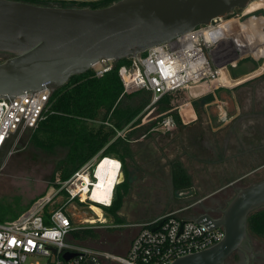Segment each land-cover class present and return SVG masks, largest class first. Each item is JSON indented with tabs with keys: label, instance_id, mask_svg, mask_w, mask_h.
I'll return each instance as SVG.
<instances>
[{
	"label": "built area",
	"instance_id": "2783aa9c",
	"mask_svg": "<svg viewBox=\"0 0 264 264\" xmlns=\"http://www.w3.org/2000/svg\"><path fill=\"white\" fill-rule=\"evenodd\" d=\"M237 10L229 16L215 18L209 24L197 25L168 42L151 46L131 58L129 63L119 65L117 73L123 85L119 100L138 91L148 92L150 100L124 128H115L109 120H94L115 129L111 142L123 139L133 143L156 132L175 131L180 124L172 110L162 113L154 122L148 118L166 94L178 90L191 92L193 88H199L201 94L206 95L243 81L227 85L222 80V69L227 67L230 70V67L236 66L242 53V48L236 45L233 37L234 30L237 34L238 29L224 28L227 23L240 21L245 13L250 12L248 8L239 9L240 12ZM115 65L112 59H101L90 70L95 77H103ZM50 97L45 89L25 92L12 99H0V154L7 146L17 143L21 132L39 127L47 113H51ZM138 119L140 122L133 125ZM110 157L119 161L118 171L122 172L121 159ZM99 161L96 155L70 178L64 181L57 179L59 186H56L53 195L41 198L17 218L0 220V264H88L89 261L94 264H170L181 256L215 244L225 236L223 227H216L211 221L196 222L183 215L185 208H180L137 223L139 230L124 253L80 242L73 236V231L90 228V224L97 222L93 221L96 216L83 211V208L92 204L108 207L112 203L97 202L89 192L87 199L82 200L79 196L81 190H74L79 184L81 188L84 184L91 187L82 176L87 174L94 181L95 166ZM59 193L66 196V202L57 208H50L54 196ZM75 199L84 205L80 209L85 215L82 224L89 225H77L68 214L66 205ZM65 253L74 255L67 259ZM38 257H43L44 261L40 262Z\"/></svg>",
	"mask_w": 264,
	"mask_h": 264
},
{
	"label": "water",
	"instance_id": "95a60500",
	"mask_svg": "<svg viewBox=\"0 0 264 264\" xmlns=\"http://www.w3.org/2000/svg\"><path fill=\"white\" fill-rule=\"evenodd\" d=\"M253 1L114 0L93 8L0 0V55L5 57L0 60V99L45 89L53 95L72 76L86 73L101 59L118 63L135 58L151 46L168 42L215 18L229 16L236 9H245ZM225 72L232 82H226ZM254 73L234 78L226 67L222 69V80L232 85ZM202 202L195 199L183 208ZM263 208L264 178L237 189L222 209L221 217L210 219L201 214L194 218L196 222L211 221L214 226L223 227L225 236L170 264H229L227 258L234 251L243 254L244 264H253L256 251L248 219ZM83 211L97 216L91 207L85 206ZM73 255L64 256L68 259Z\"/></svg>",
	"mask_w": 264,
	"mask_h": 264
},
{
	"label": "trees",
	"instance_id": "16d2710c",
	"mask_svg": "<svg viewBox=\"0 0 264 264\" xmlns=\"http://www.w3.org/2000/svg\"><path fill=\"white\" fill-rule=\"evenodd\" d=\"M32 3L49 4L42 0H25ZM114 0H99L92 3L59 0L63 6H91L93 8L103 7ZM258 4L251 3L247 8L252 10ZM129 58L116 63L112 70L105 73L103 77H95L89 70L84 74L74 75L61 88L50 97V111L38 128L33 130V140L45 148L55 146H67V155L58 162L53 180L64 181L70 178L86 162L97 155V159L105 156L117 155L126 165L125 157L130 155L131 149L128 142L123 139L110 141L115 133L112 126L105 123H95V119L109 120L115 128L121 129L131 123L139 115L150 100L148 92L138 91L126 95L119 100L123 90L122 81L117 73L120 64L129 63ZM176 91L164 95L157 103L159 112L172 110L175 119L182 124V119L176 104H180V98ZM142 96L138 105L127 104L121 106L125 98ZM189 100V99H188ZM187 101V100H186ZM140 122L136 120L133 125ZM58 177L56 178V174ZM173 184L176 190L188 189L192 186V178L185 170L181 162L172 164ZM56 186H59L56 183ZM129 187L128 177L116 184L113 192V200L108 208L109 215L117 224L124 223L125 217L119 211L122 207L124 196ZM82 204L81 202H79ZM25 209L14 214L10 218L4 215L6 210L0 209V220L17 218ZM248 229L250 233L264 235V208L255 211L249 216ZM73 236L80 242L86 243L87 238H100L101 233L93 228H81L73 231ZM107 249V248H101ZM112 250V249H108Z\"/></svg>",
	"mask_w": 264,
	"mask_h": 264
},
{
	"label": "rangeland",
	"instance_id": "374dc122",
	"mask_svg": "<svg viewBox=\"0 0 264 264\" xmlns=\"http://www.w3.org/2000/svg\"><path fill=\"white\" fill-rule=\"evenodd\" d=\"M55 1V0H50ZM58 1V0H57ZM73 1L75 3H80L83 0H68ZM89 2L98 1V0H87ZM257 4H261L262 1L255 0ZM252 2V3H253ZM52 4H54L52 2ZM243 12V10H241ZM258 15L263 16V11H259ZM255 17L258 16H251L244 20L241 24V29L244 31L245 39L250 43L252 40L260 42L261 44L258 45L255 49L254 53H249V57L246 55V59L241 61L238 67L230 68L231 74L233 76L241 75L242 73L248 72L253 69L254 66L257 64L264 62V31L256 26L257 33L254 34L252 27L249 26V20H253ZM260 18V17H259ZM263 23V20H261ZM254 22V21H253ZM238 31V30H237ZM253 32V33H252ZM260 39V40H259ZM243 50V49H242ZM254 54V55H252ZM256 57V58H255ZM5 57L0 55V60H3ZM260 59L258 62L257 60ZM257 62V64H256ZM246 83V82H245ZM244 83V84H245ZM254 84H248L249 88L244 92V95L241 97V101L243 102L242 105H239L241 109L240 114H237L235 118L242 117L241 120L238 121V128L239 125L252 126L253 123L258 122V119H253L249 114H253L255 112L260 111L259 107H264V75L255 80ZM242 84V85H244ZM247 85L245 87H248ZM227 88V87H226ZM220 92L226 91L225 89L219 88ZM218 89V90H219ZM236 89V88H234ZM216 90V92L218 91ZM190 91V90H189ZM188 90H181L178 92L177 96L180 98V102H185L186 100L192 97H200L199 101L195 100L194 106L196 108L199 105H202L204 102H210L212 98L213 92L203 95L199 88H193L191 92ZM251 92V98H248V92ZM243 92V91H241ZM141 95L133 98H125L121 102V106H125L127 104H131L132 106L138 105ZM192 102V103H193ZM199 102V103H198ZM202 103V104H201ZM217 104H211V106L216 107ZM209 106V105H208ZM263 110V109H261ZM255 111V112H254ZM261 112V111H260ZM163 112H159L157 109L150 113L148 117L150 122H154L159 115ZM235 113V112H234ZM231 112V115H236ZM225 112L221 111V116H223ZM203 117H199V122H202ZM233 118V119H235ZM213 123L215 125H220L224 123H231L233 124V120L231 118H217L216 116L213 118ZM259 123V122H258ZM243 130L247 131V134L250 132V127H244ZM209 135V134H207ZM226 135H228L226 133ZM151 134L148 136L150 137ZM257 136V135H256ZM147 137V138H148ZM18 140L15 145L7 146L2 153L0 154V209L6 210L5 217L10 218L14 214L20 212L21 210L25 209L24 211L32 208L36 202H38L41 198L53 195L56 191L57 187L55 182L58 180H53V176L55 175V171L60 159L64 158L68 153L67 146H55L54 148H45L40 146L37 142L33 140V130H26L21 132L18 135ZM146 138V139H147ZM233 139H229L227 142H222L219 140H215V147H214V155H212L209 151L208 154L204 153L201 155H192V158L201 159V160H214V165L217 167L216 162H223L226 161L227 164H222L224 166L229 165L233 158L229 156L221 155V151H231L237 150L236 147L233 146ZM206 145V144H205ZM200 149L204 147L202 144L199 145ZM204 152V151H203ZM200 153V152H199ZM143 159V158H142ZM142 159H138L139 162L134 161L132 162L131 159L127 162V167L123 165L122 167V174L120 175L121 182L125 180L127 174L131 171V166H134V171L143 172L147 171L146 162L144 163ZM219 162V166H221ZM150 165V164H149ZM251 166H255L254 164H246V168ZM242 167V166H241ZM243 168V167H242ZM241 168V169H242ZM150 168H148L149 170ZM244 169V168H243ZM236 173V172H235ZM131 175V173L129 174ZM128 175V176H129ZM127 176V177H128ZM58 177V173L56 174V178ZM264 178V169H261L256 174L247 176L243 182L238 183V187L250 185L252 182L258 181ZM60 181V180H59ZM129 181V177H128ZM145 184L147 186L150 185V180H145ZM146 191H149V187H145ZM167 190V189H166ZM191 194H195L192 190L184 194V196H190ZM234 192H232V195ZM231 195V196H232ZM66 196L64 194H57L53 198V202L50 204V208H57L63 205L66 202ZM79 200H73L72 202L66 205L67 212L70 216L73 217L74 222L77 225H89V224H82L83 219L85 218L84 213L80 211V209L84 206L79 203ZM101 209V213L107 219L105 221H97L94 224H90V228L95 229L97 232L101 233L102 236L100 238H87L84 240L87 244L98 247V248H107L112 249V251L117 253H124L128 249V246L137 232V228L131 224V221H137L138 219L148 218L154 215H158L161 213H156L155 211H149L145 213H135L129 210H126L127 205L124 203L123 210L120 211L126 221L121 224H117L113 221V218L108 213V208L99 204L97 205ZM23 211V212H24ZM106 212V213H105ZM22 213V212H21ZM97 214V213H96ZM98 215V214H97ZM104 222V223H103ZM132 225V226H131ZM253 237L256 239L258 236L256 234H252ZM264 239V236H262ZM37 260L40 262L44 261L43 257H38Z\"/></svg>",
	"mask_w": 264,
	"mask_h": 264
},
{
	"label": "crops",
	"instance_id": "0c3cea01",
	"mask_svg": "<svg viewBox=\"0 0 264 264\" xmlns=\"http://www.w3.org/2000/svg\"><path fill=\"white\" fill-rule=\"evenodd\" d=\"M251 21L252 20H249V22ZM236 67L238 66L236 65L234 68ZM258 70H256L255 73ZM251 75L253 74L247 75L245 78ZM242 84L243 83H240L230 88L225 87L223 89L226 91L223 92H220V89L217 92H213L211 101L204 102L203 104L201 103L202 105H199L198 108L194 106L193 101H199L200 97H192L186 102L176 104L175 107L179 106L178 111L182 119V124H180L175 131L171 133L156 132L151 134L147 139L128 143L131 153L125 157L126 165L129 159H131L132 162L134 159L136 162H139L138 159L143 158V162H146V165H148L147 167L150 169L148 170L147 168V171L137 172L134 171V166H131V171L129 172L131 175L127 174V176L129 175V187L124 196L120 211L123 210L124 203L127 205L126 210L135 213H145L149 211L164 213L178 210L196 199L197 190L201 188L200 181L203 179L210 180L217 177L216 174L219 176L227 175L230 178H236L242 175L250 176L264 169V136L261 132H257L256 137L253 135L255 133L249 132L242 138H239L236 136V132L239 133L243 130L240 127L238 128V125L233 126L231 123L215 125L213 123V118L215 116L217 118H223V116H221V111H229L230 114L231 112H235L234 114L236 115H233V118L238 116L237 114H240L241 109L239 105L243 107V102L240 99L249 88L248 84V87H245L246 83L244 85ZM247 92L248 98H246V100H249L251 98V92ZM211 104L217 105L214 107L211 106ZM199 117H203L202 122L198 121ZM230 120H232V118ZM226 133L228 135H226ZM229 139H233V146L237 148V150H233L232 153H230L231 151H225V149L221 151V155L233 158V160L228 163L229 165L224 166L222 164H227V162L219 161L221 166H219V162H216L218 165L215 167L213 159L206 161L199 158H192V155L208 154V151L212 155L215 154V140L227 142ZM241 140L242 142H240ZM200 144L204 146L202 147L203 149H200ZM117 157L120 158L119 156ZM175 161L181 162L185 170L191 176L192 186L190 188L184 190H176L174 188L172 164ZM247 163L254 164L255 166L249 168L242 166ZM261 164H263V166L257 167ZM147 179L151 182L149 186L145 184V180ZM145 187H149L150 190L146 191ZM191 190L195 192V194L184 196L185 193ZM120 211V215L124 217ZM185 211L182 214L186 216ZM155 216L157 215L131 221L130 223L139 230V227L136 226L137 223L149 220Z\"/></svg>",
	"mask_w": 264,
	"mask_h": 264
},
{
	"label": "flooded vegetation",
	"instance_id": "af4514ba",
	"mask_svg": "<svg viewBox=\"0 0 264 264\" xmlns=\"http://www.w3.org/2000/svg\"><path fill=\"white\" fill-rule=\"evenodd\" d=\"M23 1H25V0H23ZM42 1H45V2H47L49 4H52V2L55 5H59L60 4L59 0L58 1L57 0H55V1L42 0ZM63 1H68V0H63ZM260 1H262L261 4H258L252 10H248L250 12L245 13L242 16L243 20H245V19H247L248 17H251V16H258V17H255L251 22L248 21L249 22L248 24H249V26L252 27V30H253L255 35L257 33L256 26L260 27L264 31V0H260ZM81 2L91 3V2H89L87 0H83ZM93 2H95V1H93ZM259 11H263V16L262 15L260 16V15L257 14V13H259ZM235 12L236 11H234L233 13H235ZM237 12H240V10L238 9ZM261 20H263V23H262ZM252 37H253V34H252ZM252 37H250L251 41H252V43L250 42L251 47L247 51L253 52L255 54L256 47L258 45H260L261 43L255 41V40L253 41ZM246 55L247 54H242V53L240 54V57H239L238 62L236 64L237 66L240 64L241 61H243L247 57H249L250 54L247 55V57H246ZM250 57H251V55H250ZM263 57H264V55L261 57V59ZM259 60L260 59H258L257 62ZM257 62H256V64H257ZM234 67L235 66H232L230 68H234ZM259 68H261V69H259ZM256 70H258L256 73H254L252 76L244 79L241 82L243 84L246 82V85L249 84V83L254 84L253 82H255L256 78L259 79V78H261L264 75V62H262V63L259 62V64L254 66L253 69H251L248 72L242 73L241 75H236V76H233L232 74L231 75L234 78H237V77H240V76H242L244 74H247V73H250V72H253V71H256ZM259 108H260L261 112L260 111H258V112L254 111L255 113L249 114L251 116V118L253 117L254 119H258L259 123L255 122V123H253L252 126H250V125H247V126L239 125V127L242 128V130H243L244 127H250V129H251L250 132L255 133V134H253V135H255V137L257 135V132H259V133L261 132L263 134V136H264V107H259ZM261 109H263V110H261ZM227 117L228 118H232L233 126L234 125H238V121L241 120V118H242V117H239V118L237 117V118L233 119V115H231L229 111L228 112L225 111V114H223V118L226 119ZM246 133H247L246 130L245 131L243 130L242 132H239V133L236 132V136H238L239 138H242ZM240 142H242V140ZM242 166H246V164H243ZM260 166H263V164H261V165H259L257 167H260ZM254 174H256V173H253V175ZM216 176L217 177L212 178L210 180L203 179V180L200 181L201 188L199 190H197L196 199L200 200V201H203V202L200 203L197 206L192 207V208L185 209L186 210L185 213H186V217L187 218L194 219V218L198 217L201 214L207 215L210 219H217V218L221 217L223 215L222 209L226 206L227 201L235 194L237 189L241 188V187H238L237 184L240 183V182H243L246 179V177H247V176H243L242 175V176H239V177H236V178H234V177L230 178L227 175L219 176L218 174H216ZM251 176L252 175H250V177ZM243 185L244 186H242V187H245L246 184H243ZM232 192H234L233 195H232ZM193 201H195V200H193ZM192 202H190V203H192ZM252 234L253 233H250V236H251V239H252L255 251H256V256H255L253 264H264V239L262 237L264 235L256 234L258 236V238L256 239L255 237L252 236ZM227 262L229 264H244L245 259H244V256H243V254L241 252L234 251L227 258Z\"/></svg>",
	"mask_w": 264,
	"mask_h": 264
},
{
	"label": "bare ground",
	"instance_id": "6f19581e",
	"mask_svg": "<svg viewBox=\"0 0 264 264\" xmlns=\"http://www.w3.org/2000/svg\"><path fill=\"white\" fill-rule=\"evenodd\" d=\"M243 22L244 21L242 19L240 21L234 20L227 23L224 28L233 29L234 27H236L238 29L237 34H236V30H234L235 36L231 34L234 37V42L236 43V45H239V47L243 49L242 54H249V53L251 54L253 52L247 51L250 49L251 44L245 39V36L243 35L244 31H242L241 29V24ZM231 32L232 31H230V33ZM225 73L226 74L224 75V78L226 79V82L227 83L232 82L230 80V76L228 72ZM243 79H245L244 76L240 81H242ZM102 159H100V161L95 166L94 181H92L87 174H84L82 176L84 182L87 181L88 184H91V187H89L87 184H84V187L81 188V185L79 184L74 189L76 192L81 190L79 196L81 197L82 200L87 199V196L90 193L92 199H94L97 202L107 204L112 201L114 188L116 184L120 182L121 172L118 171L119 161L110 156H105L104 159L103 160ZM91 207L94 209L95 213L98 214L95 218H93L94 219L93 221H105L107 219L105 216L102 215L101 209L97 205L92 204Z\"/></svg>",
	"mask_w": 264,
	"mask_h": 264
}]
</instances>
